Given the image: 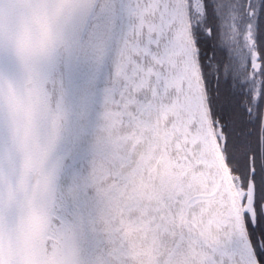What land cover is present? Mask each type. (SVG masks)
Segmentation results:
<instances>
[{
  "label": "snow or ice",
  "instance_id": "snow-or-ice-1",
  "mask_svg": "<svg viewBox=\"0 0 264 264\" xmlns=\"http://www.w3.org/2000/svg\"><path fill=\"white\" fill-rule=\"evenodd\" d=\"M0 264H264V0H0Z\"/></svg>",
  "mask_w": 264,
  "mask_h": 264
}]
</instances>
